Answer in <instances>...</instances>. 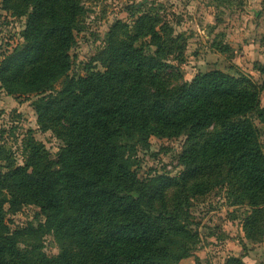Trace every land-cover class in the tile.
Masks as SVG:
<instances>
[{
	"label": "trees",
	"instance_id": "16d2710c",
	"mask_svg": "<svg viewBox=\"0 0 264 264\" xmlns=\"http://www.w3.org/2000/svg\"><path fill=\"white\" fill-rule=\"evenodd\" d=\"M82 1L1 0L26 19L22 40L0 54V85L8 95L33 97L39 127L62 145L54 159L30 134L23 164H0V264H178L197 237L189 199L222 175L251 207L245 238L264 240V151L253 121L264 120V79L213 69L173 83L163 62L173 37L156 28L154 13L113 23L95 57L101 68L70 75ZM182 133L179 174L140 177L139 147H149L151 136ZM24 204L37 206L43 220L11 231L7 210ZM44 234L53 235L57 254L41 251Z\"/></svg>",
	"mask_w": 264,
	"mask_h": 264
},
{
	"label": "rangeland",
	"instance_id": "374dc122",
	"mask_svg": "<svg viewBox=\"0 0 264 264\" xmlns=\"http://www.w3.org/2000/svg\"><path fill=\"white\" fill-rule=\"evenodd\" d=\"M82 3L84 11L74 31L75 42L69 49L70 75L85 74L87 68H101L95 57L105 45L113 23L131 25L140 14L154 13L159 19L156 28L164 38L162 28L168 29L173 37L163 59L167 64L165 73L173 83L191 81L197 74L213 69L234 75L242 73L258 83L264 79L259 71L264 67V0H84ZM25 19V15L16 16L4 9L0 0V54L22 40ZM148 40L146 36L137 44ZM153 48L156 49L149 46V50ZM59 85L57 82L56 87ZM33 99L8 95L0 85V147L6 155L0 164L4 170L10 161L23 164L22 147L30 134L43 143L54 159L62 145L51 130L39 127L31 104ZM260 102L264 107V90ZM253 121L264 151V120L254 115ZM185 137V133L171 138L151 136L149 147H139L137 151L139 176L154 172L179 174L182 166L177 159ZM224 167L227 171V165ZM223 177L204 194L189 199V228L197 231V237L183 264H229L228 257L244 258L245 264H253L250 251L256 243L246 239L243 232V221L251 207L238 200L234 187ZM5 220L13 231L29 223L36 225L43 216L34 204H24L18 210L8 209ZM40 242L46 255L58 253L53 235L44 234ZM263 242H257V246Z\"/></svg>",
	"mask_w": 264,
	"mask_h": 264
},
{
	"label": "crops",
	"instance_id": "0c3cea01",
	"mask_svg": "<svg viewBox=\"0 0 264 264\" xmlns=\"http://www.w3.org/2000/svg\"><path fill=\"white\" fill-rule=\"evenodd\" d=\"M257 244L259 243H256L252 250L250 251V254H252V257H253V264H264V242L261 243L259 246H257ZM243 258V257H242ZM184 260L185 259H182L180 262L181 264L184 263ZM252 260V259H251ZM243 263L245 264V259L243 258Z\"/></svg>",
	"mask_w": 264,
	"mask_h": 264
}]
</instances>
